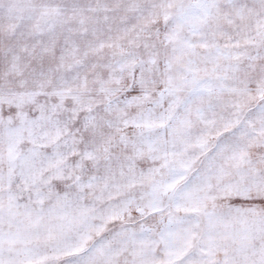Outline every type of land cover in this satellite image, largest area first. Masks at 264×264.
Here are the masks:
<instances>
[{
    "label": "snow or ice",
    "instance_id": "obj_1",
    "mask_svg": "<svg viewBox=\"0 0 264 264\" xmlns=\"http://www.w3.org/2000/svg\"><path fill=\"white\" fill-rule=\"evenodd\" d=\"M0 264H264V0H0Z\"/></svg>",
    "mask_w": 264,
    "mask_h": 264
}]
</instances>
